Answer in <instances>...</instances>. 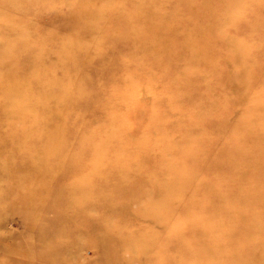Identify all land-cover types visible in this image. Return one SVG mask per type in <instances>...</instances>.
<instances>
[{
  "label": "rangeland",
  "instance_id": "1",
  "mask_svg": "<svg viewBox=\"0 0 264 264\" xmlns=\"http://www.w3.org/2000/svg\"><path fill=\"white\" fill-rule=\"evenodd\" d=\"M141 1L0 0V45L50 80L25 94L87 90L59 119L31 93L48 126L0 130V264H264V0Z\"/></svg>",
  "mask_w": 264,
  "mask_h": 264
},
{
  "label": "bare ground",
  "instance_id": "2",
  "mask_svg": "<svg viewBox=\"0 0 264 264\" xmlns=\"http://www.w3.org/2000/svg\"><path fill=\"white\" fill-rule=\"evenodd\" d=\"M90 1L92 3L93 2H95V3L96 2H98V3H106V6H108L109 8H110V3H112L111 0H108V1H105V0H90ZM141 2H146V0L145 1H141ZM154 2H155V0L152 3H154ZM147 3H148V1H147ZM142 5H146V4L142 3ZM244 7H246V4H241V6H235L232 9V15L233 16H232L231 19H234V20L236 19V23H238L237 25H240L239 23L241 22L240 19L238 20L237 13L241 12V10ZM86 13H87L86 16L88 15V16L92 17L91 19H95V20L99 19L101 16H103V15H96L92 11L91 12H87L86 11ZM98 16H99V18H97ZM231 19H229V22H231ZM151 22L152 21H150L148 19V24L151 25ZM163 27H166V26H163L161 24H159L157 26L153 25V26H151V32H149L148 29L145 28V25H144V27L142 25H138V26L137 25H133L132 28H138L140 30H144L143 33H145L146 34V38H148L149 33L152 35L153 33L158 32L156 34L157 35H161L162 30L165 29ZM16 30H17V28H14L13 31H16ZM0 32H2L1 29H0ZM4 34H5V32H4ZM2 36H3V34L0 33V39H2ZM238 40L239 39H235L233 37L230 38L228 40L229 46L235 47L236 55H238V56L241 55L242 58L243 57L245 58L247 56V60L250 59V57L248 56L249 54H247V53H250L249 49H248V46L245 43H244V45L242 47L239 46L237 44ZM26 42L27 41H23L22 43H19V42H11V43H8V44L2 43L0 45V73H1V75H0V86L3 85V84L8 86L7 90L5 92L6 96H7L6 99H8V102L4 103V106H3L2 110L0 111V122L2 123V124L0 123V130H5L4 128H6L7 130H11V129H14V130L20 129V130H22V128H25L27 130H30V129H34V130L43 129V127L48 126V124H46L45 122H42V119L40 117L41 115H39V114L43 113L42 111L48 110L47 113L45 112L46 114H50V113H55L56 112V114H54V117L57 116L58 119H59V115L58 114H60V112H64L65 110L66 111L78 110L82 106L81 104L83 103V101L80 100V94L81 95L82 94L84 95V93L87 94V90L85 89V87L82 90H77V91L74 90V91L71 92V94L69 96H67V97L63 96L61 98L60 97L56 98L57 96H55L54 94H52L50 92L49 93L40 92L41 93L40 94V93H37L35 90L34 91L27 90V92L30 91V93H28V95H30L31 93L33 94V96H36L37 94H39V97H40V104L38 106L40 107L39 112H40V110H41V112L38 115H35V112H32L30 107L26 104V102H27L26 101V99H27L26 96H28V95L25 94V91H26L27 88L34 89L33 88V84H32L33 82L35 83L34 85H36V88H37V91H38L39 87L42 85V82L47 80V83L49 85V81L50 80L45 78L44 76H42V77H40V78H42V80L40 81L39 77L35 78L37 76V74H34V77H30V76L26 77V76L19 75V72H20L19 68L25 66L30 61L32 63V60L33 61L35 60V58L32 59L31 56H33V55L30 54V53H29L30 57L28 58V60L26 59L27 57H25L22 53H20L21 52L20 49H22L25 45H28ZM159 44H161V43L160 42L151 43V46L153 48V52H155L156 55H158V53H159V52L157 53V47H156ZM163 47H166V46H163ZM185 48L186 49L188 48L189 50H192L191 48H193V46L190 47L189 45H186ZM67 51H68V48L64 49V53H66ZM245 51L246 52L248 51V52L246 53ZM244 52H245V55H244ZM18 57H20L19 61L17 60ZM81 57H84L85 59H87V53L84 56H81ZM39 59H41V58H37V60H36V62L38 61L37 63H39L41 61H45L46 62L45 58L42 59L41 61H39ZM75 60L76 59H73V58L66 59V60L64 59L63 63L59 67L60 69H56L55 71L58 72L63 67H65L68 71L69 70H73V68H79V64ZM192 61H194V60H192ZM48 65H50V64H48ZM137 66H142V65H137ZM55 71L52 73L53 74L52 78H54ZM72 77H74V78H72ZM75 78L76 77L73 74H71L69 76V80L71 82ZM73 82H75V80ZM86 85H87V83L85 84V86ZM22 91H23V94L20 95V92H22ZM83 91H84V93H83ZM13 95L15 97L16 96H19V97L16 98V99L11 98L9 100V98L11 96H13ZM174 97H176V96H174ZM51 100H53L54 103H56L53 106L54 107L53 110L52 109L49 110V108H47V105H48L49 101H51ZM41 103H43V104H41ZM214 107L215 106L212 105V107H211L212 108L211 109L212 112L214 111ZM43 108H44V110H43ZM3 110H4V112L2 114ZM25 112L28 115H30V116H27V114H26L27 117L26 116L24 117V113ZM45 113H43V114H45ZM44 118H48V117H44ZM54 128L55 127L52 126L53 130H55ZM58 129H59V127H58ZM107 132L103 131L101 133L103 135V137L106 134L108 136L107 139H110L112 137L116 139L115 135L112 133V132H114L113 130H111V131L107 130ZM11 140H13L15 142H21V143H24V144H26L28 146H31V144H38L39 142H42V141L47 140V139L46 138H44V139L40 138V140H39L38 138L35 139L34 137H31V136H23L22 138L10 137L8 140L5 141V143H7V142L9 143ZM48 142H51V141L48 140ZM34 147H36V145ZM95 147H97V146L95 145ZM94 155H96V154L94 153Z\"/></svg>",
  "mask_w": 264,
  "mask_h": 264
}]
</instances>
